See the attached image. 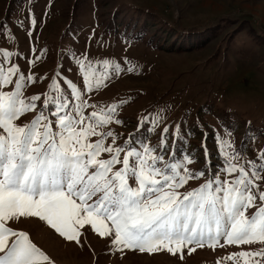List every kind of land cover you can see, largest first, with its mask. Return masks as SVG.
<instances>
[{
	"label": "snow or ice",
	"instance_id": "obj_1",
	"mask_svg": "<svg viewBox=\"0 0 264 264\" xmlns=\"http://www.w3.org/2000/svg\"><path fill=\"white\" fill-rule=\"evenodd\" d=\"M31 23L35 26L34 15ZM0 53V264H53L28 232L14 227L28 218L77 245L82 229L90 230L107 238L110 252L121 254L166 251L183 260L185 250L259 243V249L227 258L264 264V149L238 163L242 154L230 133L228 139L217 134L223 164L206 176L211 167L206 146L199 170L188 167L191 153L178 158L170 151L167 141L178 138L179 125L176 133L165 125L156 146L140 139L137 129L154 133L162 117H141L126 138L115 131L111 125L125 126L119 109L126 102L89 103L86 95L105 88L111 77L90 75L91 62L75 52L69 59L79 66L82 87L63 76L70 69L63 67L62 54L49 91L27 97L26 86L45 77L26 75L10 62L12 52ZM115 71H121L119 64ZM29 113L30 120L21 119ZM201 178L197 187L181 191ZM248 209H254L251 215Z\"/></svg>",
	"mask_w": 264,
	"mask_h": 264
},
{
	"label": "rangeland",
	"instance_id": "obj_2",
	"mask_svg": "<svg viewBox=\"0 0 264 264\" xmlns=\"http://www.w3.org/2000/svg\"><path fill=\"white\" fill-rule=\"evenodd\" d=\"M0 24H6L0 28V50L13 53L10 62L26 75L45 77L26 86V97L49 91L62 54L63 67L70 69L63 76L82 87L79 66L69 59L75 52L91 62L90 75L111 77L105 88L86 95L89 103L126 102L119 109L125 126L111 125L123 137L141 117H162L154 133L137 129L140 139L147 137L156 146L165 125L171 133L179 125L178 138L167 141L170 151L175 149L178 158L191 153L194 162L188 167L199 170L205 166L206 146L211 161L206 176L223 164L217 134L228 139L230 133L233 148L242 154L238 163L264 149V0H0ZM192 29L198 34L184 39ZM203 180H190L181 191ZM14 227L28 232L53 264H235L227 258L230 253L262 246H205L191 254L185 250L181 260L166 251L110 252L107 238L84 229L77 245L38 218Z\"/></svg>",
	"mask_w": 264,
	"mask_h": 264
},
{
	"label": "trees",
	"instance_id": "obj_3",
	"mask_svg": "<svg viewBox=\"0 0 264 264\" xmlns=\"http://www.w3.org/2000/svg\"><path fill=\"white\" fill-rule=\"evenodd\" d=\"M139 29H140V28H139ZM145 31H146V30L143 29V32H145ZM195 31H197V30H195ZM195 31H194V29L189 30V31H186V32H184V34H183L182 36H183L184 39H188V38H190V37H193L194 35L196 36L198 33L195 32ZM184 42H187V41L184 40ZM172 153H175V149L172 151Z\"/></svg>",
	"mask_w": 264,
	"mask_h": 264
}]
</instances>
